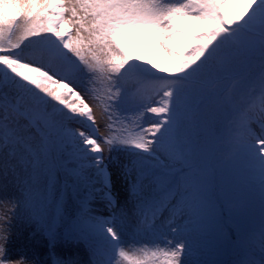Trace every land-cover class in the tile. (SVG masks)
<instances>
[{
	"label": "snow or ice",
	"instance_id": "obj_1",
	"mask_svg": "<svg viewBox=\"0 0 264 264\" xmlns=\"http://www.w3.org/2000/svg\"><path fill=\"white\" fill-rule=\"evenodd\" d=\"M0 8V32L28 33L0 52V191L20 193L0 199V264H38L10 254L18 209L30 240L67 249L55 264H150L126 246L162 248L163 264H264V0Z\"/></svg>",
	"mask_w": 264,
	"mask_h": 264
},
{
	"label": "rangeland",
	"instance_id": "obj_2",
	"mask_svg": "<svg viewBox=\"0 0 264 264\" xmlns=\"http://www.w3.org/2000/svg\"><path fill=\"white\" fill-rule=\"evenodd\" d=\"M2 4L4 0H1ZM229 9L232 12L238 13L240 11V4H232L231 2L228 5ZM0 23H3V14L2 8H0ZM27 30L23 27L17 26L15 28L9 29L5 32H0V42L5 43L9 48L16 49L18 45L22 44L25 41L24 34ZM46 35V33L41 34ZM147 55L149 58L153 59L157 62L161 67L170 68V59L167 54L160 48L156 47L154 44L149 43L147 45ZM1 57V56H0ZM50 66V65H49ZM43 79V78H41ZM69 99H73V97H69ZM93 107V116L98 120L97 113L100 111L99 108ZM261 108V99L259 95V90L257 89L256 93L252 97V102L250 104V111L253 114V120L250 123V128L253 130V134L258 138L260 132V126L258 123V116ZM101 112V111H100ZM99 112V113H100ZM101 118V113H100ZM154 118V117H153ZM99 127L100 136L104 135V127L103 125H96ZM252 126V127H251ZM79 126H77L78 128ZM113 128H117L116 124H113ZM107 155V152H105ZM115 155V154H114ZM119 187V185H117ZM19 191L10 186L6 191H0V199L5 197H17L19 198ZM7 213V208L3 205H0V215H5ZM12 239L8 245L10 254L15 257L24 251L30 258L34 257L38 264H55V261L67 255V249L57 244L55 246L47 245L42 237L37 236L35 239L30 240L29 234L33 231L34 226H29L20 216L19 209L17 210V215L12 221ZM125 253L132 259H148L150 264H163V249L158 247H150V246H126L124 247ZM157 252L155 257L152 256V252ZM81 259L87 260V254L81 251ZM222 259H228L227 256L221 257ZM121 264H128L127 261L121 258Z\"/></svg>",
	"mask_w": 264,
	"mask_h": 264
},
{
	"label": "trees",
	"instance_id": "obj_3",
	"mask_svg": "<svg viewBox=\"0 0 264 264\" xmlns=\"http://www.w3.org/2000/svg\"><path fill=\"white\" fill-rule=\"evenodd\" d=\"M0 47L4 50H7V48L4 45H0ZM29 57L31 58H36L34 54H28L24 56V60H30ZM0 72H3V70L0 69Z\"/></svg>",
	"mask_w": 264,
	"mask_h": 264
},
{
	"label": "bare ground",
	"instance_id": "obj_4",
	"mask_svg": "<svg viewBox=\"0 0 264 264\" xmlns=\"http://www.w3.org/2000/svg\"><path fill=\"white\" fill-rule=\"evenodd\" d=\"M100 112V111H99ZM97 113L98 115H97V117H99L98 118V120L96 121L99 125H103L102 123H101V118H100V113ZM97 125V124H96ZM252 127V126H251ZM250 130H251V132L253 133V130H252V128H250ZM255 135V134H254ZM259 135H261V129H260V132H259Z\"/></svg>",
	"mask_w": 264,
	"mask_h": 264
}]
</instances>
